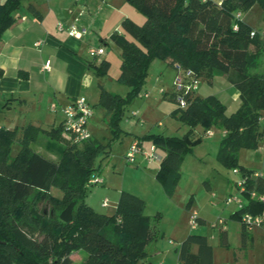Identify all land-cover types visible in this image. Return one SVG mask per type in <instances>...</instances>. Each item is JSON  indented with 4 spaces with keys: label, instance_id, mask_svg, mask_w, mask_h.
Segmentation results:
<instances>
[{
    "label": "trees",
    "instance_id": "obj_1",
    "mask_svg": "<svg viewBox=\"0 0 264 264\" xmlns=\"http://www.w3.org/2000/svg\"><path fill=\"white\" fill-rule=\"evenodd\" d=\"M127 1L145 15V20L137 24L125 16L120 22L122 31L109 35L120 54L117 79L127 87L124 95L100 87L96 104L109 114L111 134L121 130V114L143 88L153 58L190 68L200 77L210 78L216 71L228 73L239 92L234 111L226 113L225 105L212 94L193 92L184 96V107L171 111L187 126L182 134L147 133L135 139H149L162 153L156 176L170 196L180 177L182 159L200 141L201 133L209 128L225 129L216 158L227 168L236 167L249 176L247 190L264 192V176L250 177L253 170L237 158L239 148H255L262 136L264 72L251 71L257 65L262 42L251 25L234 17L237 10L245 11L253 4L264 9V0ZM19 4L20 0L0 1V40L3 30L16 21L14 13ZM27 9L39 15L32 4ZM108 64L105 58L93 64L94 74L105 73ZM174 94L172 91L171 98L176 103ZM61 130L62 122L49 130L32 124L0 127V264H71L70 254L78 249L86 252L82 264H137L156 234L151 222L154 219L144 212V199L121 189L112 215L93 209L84 200L89 187L86 182L99 169L94 160L100 152H108L107 144L92 136L79 143L67 141L57 161L31 149L30 143L41 132L54 138ZM14 144L17 148L13 152ZM52 185L60 189V197L48 194ZM34 191H40V199L48 194L59 202L58 214L27 207L25 200ZM261 208L247 197L243 210ZM240 212L236 211L238 216ZM55 217L59 221H53ZM225 234V229L219 228L223 242ZM177 259L183 264H212V247L206 236L188 234L177 248Z\"/></svg>",
    "mask_w": 264,
    "mask_h": 264
},
{
    "label": "crops",
    "instance_id": "obj_2",
    "mask_svg": "<svg viewBox=\"0 0 264 264\" xmlns=\"http://www.w3.org/2000/svg\"><path fill=\"white\" fill-rule=\"evenodd\" d=\"M126 2L127 0H20V4L14 13L16 21L3 30L0 40V117H2L0 127L13 128L25 124H32L49 130L60 125L63 119L61 106L68 103L75 96H84L90 102L92 108L94 105H97L96 103L98 100L100 87H105L97 81V75H95L93 71V64H98L102 59L105 58V51L103 49L101 54L94 56L89 53L88 48L99 46H102L103 48L102 43H105L106 41L112 42L109 39V35L113 31L120 33L121 20L130 14L128 9L124 6ZM28 4H32L38 10L39 15H34L31 13L27 9ZM254 5L257 4H253L251 6L252 8H249L253 9ZM258 7L261 8L260 6ZM249 8L247 10H249ZM247 10L237 11H240V18L251 25V27L257 32L262 42V49L259 51V57L260 54L264 52V37L260 36L259 30L256 28L257 25H253L251 21H249L244 16ZM58 22H62L64 25L73 23L78 27H84L85 32L81 33L79 36L69 35L65 30L59 31L56 29V24ZM103 38L104 42L102 41ZM38 39H41L42 42L39 46H35L34 42ZM250 47V51L254 52L255 47L253 45ZM46 60L50 61V65L48 69H43L42 64ZM163 62L167 66H173L166 63L165 61ZM257 66L258 58L256 67H253L251 71L264 72L256 71L255 69ZM201 78L209 84V88H207L205 95L212 94L217 97L225 105L226 113H230L238 107L239 92L229 80L228 73L216 71V74L212 75L210 78H205L202 76ZM142 89L143 94L146 97L147 89L144 86ZM119 94L124 95L121 93ZM171 94L172 91L168 92L164 90L162 91L161 98H158L156 95H154L151 100H146L142 102V104L153 107L155 106L156 108L160 109V112L165 117H173L171 115V111L176 107V105L172 101ZM195 94L203 96L197 90L195 91ZM52 102L57 104L55 109L50 107ZM128 104L129 102L124 108L119 120V127L121 130L117 135H112L110 133V136L108 137L109 139H106V141L102 139L107 136L106 134L102 135V138H99L95 133L97 128L98 131H106L102 130L101 123H99L96 118L93 117L94 112L89 117L90 121L88 128L91 136L95 140L100 141L103 144H107L106 150H108V152H100L99 154L101 158H108L110 155L112 156L110 151V144L112 142L111 140L116 138L123 139V137L119 136L122 131L126 133L128 130L133 131L132 133L129 132V134H131L133 137L130 139L129 144L133 139L139 138L140 136L147 133L174 135L166 133L165 131H151L150 129L145 130L143 128L138 129L134 120L136 118L134 116H136L137 109L132 107L133 109L131 110L133 111L127 112L126 109ZM101 107L102 108L99 111V117L101 120L106 119V126L109 130V114L106 113V110L103 106ZM260 122L262 130V128H264V121L260 120ZM165 129L169 130L168 127ZM138 130H140L141 133H139ZM216 130L220 132V129ZM205 132H202L201 136ZM68 139L69 136L64 130H61L60 134L54 138H50L46 132H41L36 140L31 142H34L35 144L30 143V147L32 150L43 155L44 157L53 161H57L59 153L63 146H65ZM144 141L148 143L147 148L143 144ZM261 142L262 136L259 139L256 147L253 149L262 151L260 149ZM139 144L145 151H148V149L150 150L152 146H154L149 139H144L143 141L140 140ZM128 147L129 146L127 144L124 148H122V156L125 154ZM156 152L162 154L157 149ZM250 156L253 158L254 154H250ZM133 164L135 166H141L140 175L143 181L140 180V184H136V186L138 185L137 188L143 192H146L147 194L150 192V190H155L158 192L159 189L157 185H159L165 194L161 182L156 176L159 167L158 160H146L143 155L139 153L136 155V161ZM95 166H99V169L96 172L100 176L108 169L106 168L107 164H105L104 167H101L100 162ZM246 167L252 169V173L260 172V174L264 176V161H262L259 169H254L249 166ZM252 173L251 177H253ZM237 174L238 178H240L241 173L238 172ZM107 177L108 176H106V178ZM234 182L232 184V188L228 189V194L235 192ZM99 184H105V179L103 177L102 182ZM118 186L120 187L112 188L115 190V193H117L115 197L116 200L118 198L119 191L124 189L123 187L125 185L121 183ZM129 190L130 189L127 191ZM110 191L111 190H107L106 192L110 193ZM134 194L142 197L146 206V198L143 197L144 195H142L144 193ZM243 200L247 201V197L244 194ZM115 203L113 204L114 207ZM236 211L237 208L235 213ZM147 214L151 215L152 213ZM158 214H161V212L155 211L154 215L156 217L161 216ZM236 219L240 226V243L241 245L246 246L254 239V231L251 229L246 230L243 227L240 221V216H238L237 213ZM155 220L156 218L151 220V222L153 227L158 232L160 223L156 224ZM197 220L204 221V218L198 215ZM223 222V228L226 231L225 235L227 238V226L225 224V219ZM256 228L258 229L257 233L259 238L264 239V231H262V229L259 227ZM243 229H245L244 234H242ZM195 249V246H192V250L194 251Z\"/></svg>",
    "mask_w": 264,
    "mask_h": 264
},
{
    "label": "rangeland",
    "instance_id": "obj_3",
    "mask_svg": "<svg viewBox=\"0 0 264 264\" xmlns=\"http://www.w3.org/2000/svg\"><path fill=\"white\" fill-rule=\"evenodd\" d=\"M124 6L130 13L127 16L135 23L141 24L144 22L145 15L138 11L133 4L127 1ZM244 16L253 25H257L256 28L259 30L260 36L264 37V9L254 5V8H249ZM102 45L105 51L104 57L109 64L105 73L96 76L97 81L113 92L124 94L126 86L117 79L120 65L119 50L110 41H106ZM255 70L264 71V52L258 57V66ZM174 76L175 69L173 66H167L163 60L158 58H153L150 61L144 83V87L147 89V96H144L142 89L136 96L131 98L126 109L127 112H132V107L137 109L134 120L138 129L165 131L169 134L179 135L187 128L186 125L175 118L171 116L165 117L159 108L142 104L146 100H151L154 95L161 98L164 90L173 91ZM207 88H209V84L201 78L197 91L205 96ZM101 108L99 105L93 106V117L101 123L102 130L106 132L98 131L97 128L95 133L99 138L106 134L107 136L102 138L106 141V139H109L111 132L107 129L106 119L101 120L99 117ZM1 121L2 117H0V124ZM89 121L87 122V127ZM166 127L169 130H166ZM211 129L214 134L210 135L207 132L202 134L200 141L183 157L180 164V177L177 187L171 196L165 195L159 185H157L158 192L150 190L147 194L137 188L138 185L136 186V184H140V180L143 181L140 175L141 166L125 162L124 155L122 156V148L127 144L129 146V141L133 138L129 134V132H133L132 130H128L127 133L122 131L119 136L123 137V139L116 138L111 140L110 151L112 156L110 155L108 158H101L100 154L96 156L95 165L100 162V166L104 167L107 164L106 168L108 169L101 174L105 179V184H93L88 187L84 196L87 204L97 211L112 215L114 212L113 204L117 194L112 188L120 187L118 185L123 183L125 185L124 189H130L129 191L134 193H144L142 195L147 201L144 207L145 213H152L151 217L155 219V211L161 212V214H158L161 216H157L155 220L156 224L160 223L159 230L158 232L156 230L154 239L146 246L147 253L137 264H177L176 248L188 234L196 233L204 234L211 245L212 264H264V239L259 238L256 227L251 229L254 231V239L251 243L246 246L240 243V226L235 213L236 205L224 202L225 197L228 195V189L232 188L233 182L238 179V174L233 172L232 168H227L216 158L220 132L216 128ZM138 131L141 133L140 130ZM143 140L141 139V141ZM68 141L69 143L72 142L70 138ZM143 144L147 148L148 143L144 141ZM16 148L17 145L14 144L12 151L14 152ZM150 150L148 149V151ZM250 154H254V157L251 158ZM237 158L240 164L259 169L262 161H264V151L241 147L238 149ZM97 167L99 168V166ZM106 176L108 177L106 178ZM107 190H111L110 193L106 192ZM48 192V194L56 197L61 196V191L57 186H50ZM39 194L40 191L32 192L24 204L27 207L35 206L38 211L44 208L45 211H52L57 215L60 203L48 197V194L46 198L40 199ZM240 196L243 199V195ZM104 198H107L109 202L105 206H101L100 203ZM193 212L196 216L203 217L204 221L196 219L197 225L191 228L188 220ZM224 219L227 226L225 243L219 236L218 228V220ZM52 220L59 221L57 217ZM85 256L86 252L81 249L71 252V264H82Z\"/></svg>",
    "mask_w": 264,
    "mask_h": 264
},
{
    "label": "built area",
    "instance_id": "obj_4",
    "mask_svg": "<svg viewBox=\"0 0 264 264\" xmlns=\"http://www.w3.org/2000/svg\"><path fill=\"white\" fill-rule=\"evenodd\" d=\"M235 18H240V11H236L234 14ZM233 28H236V25H233ZM56 29L59 31L65 30L67 34L79 36L81 33L85 32L84 27H78L73 23L64 25L62 22H58L56 24ZM254 34V31H251V35ZM42 40L38 39L34 42L35 46H39ZM88 51L90 54L94 56H98L103 52L102 46L99 47H89ZM50 65V61L46 60L42 64L43 69H48ZM175 76H174V90L175 93V104L178 107H184L186 105V94H191L195 92L198 88L199 81L201 77L196 75L192 69L184 68L179 65H174ZM52 109L57 107L55 102L50 104ZM61 111L63 114L62 119V127L63 130L68 134L69 138L72 142H80L85 140L91 136L89 128L87 127V122L89 117L93 113V108L90 102L84 96H75L68 103L61 106ZM260 120L264 121V114L260 116ZM208 134H213L214 131L209 128L206 130ZM221 135L226 133L225 129H220ZM260 149L264 151V128H262V142L260 144ZM141 153L146 160H160L161 154L156 152V148L152 146L150 151H145L141 148L139 141L137 139L133 140L127 151L124 154L125 162L134 163L136 161V155ZM233 172L238 173V168H233ZM260 172H253L252 176L255 177L259 175ZM249 177V176H248ZM246 175L240 176L234 182L235 192L228 194L224 202L226 204L234 203L236 205L237 210H240V221L243 227L246 230H250L254 227H259L264 231V192H258L254 189L247 190L246 189V181L248 179ZM251 177V175H250ZM102 182V177L97 173H92L87 179L86 185L90 186L93 184H99ZM246 194V196L250 199H253L254 202L262 205L260 210L255 212H250L247 210H243L245 206V201L241 198L240 195ZM108 203L107 198H104L101 202L102 206H105ZM197 216L193 212L188 220L191 228H194L197 225L196 222ZM224 222L223 220H218V228H223ZM177 264H183L181 262H177Z\"/></svg>",
    "mask_w": 264,
    "mask_h": 264
}]
</instances>
